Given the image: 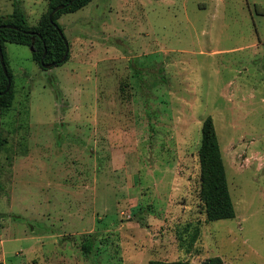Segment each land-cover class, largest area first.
I'll return each mask as SVG.
<instances>
[{
	"label": "rangeland",
	"instance_id": "1",
	"mask_svg": "<svg viewBox=\"0 0 264 264\" xmlns=\"http://www.w3.org/2000/svg\"><path fill=\"white\" fill-rule=\"evenodd\" d=\"M48 2L0 17L18 4L33 26ZM57 23L68 59L50 69L3 45L0 264H264V0H90ZM208 116L235 211L213 221Z\"/></svg>",
	"mask_w": 264,
	"mask_h": 264
},
{
	"label": "trees",
	"instance_id": "2",
	"mask_svg": "<svg viewBox=\"0 0 264 264\" xmlns=\"http://www.w3.org/2000/svg\"><path fill=\"white\" fill-rule=\"evenodd\" d=\"M90 0H49L46 12H44L36 25L30 26L27 22L25 12L18 4H14L13 11L6 17H0V46L3 52V61L5 63L8 76L11 81V74L6 64V55L4 43H19L28 45L32 51V60L41 68L43 64L58 63L66 49V44L60 36L58 30H61L57 19L62 13L74 12L84 7ZM59 5H65L52 16L50 21L48 15L51 10ZM11 25L13 27H6ZM44 54V56H43ZM68 59V55L66 60ZM65 60V61H66ZM64 61V62H65ZM7 78L3 72L0 62V151L5 139L2 135L1 116L8 110L13 101V85L5 93H2L7 85ZM198 162L200 168V190L199 198L207 221L232 218L235 215L234 206L229 193L223 157L217 139L211 117H206L201 126V138L197 150ZM196 232L192 237L194 241ZM91 241H86L83 248L89 252ZM148 264H191L184 260H160L152 259ZM202 264H224L218 256L207 258Z\"/></svg>",
	"mask_w": 264,
	"mask_h": 264
},
{
	"label": "water",
	"instance_id": "3",
	"mask_svg": "<svg viewBox=\"0 0 264 264\" xmlns=\"http://www.w3.org/2000/svg\"><path fill=\"white\" fill-rule=\"evenodd\" d=\"M72 1H73V0H69L68 4H70ZM64 6H65V5H59V6L55 7V8H53V9L51 10V12L49 13V15H48L50 21H51V22L54 24V26H56V27H57V25L52 21V16H53V14L56 13L58 10L64 8ZM5 26H6V27H13V26H11V25H5ZM0 27H1V26H0ZM58 32H59L60 36H62V38H63V40H64V42H65V44H66V49H65V51H64V54H63V56L60 58V60L58 61V63H61V62H64V61L66 60L67 55H68V50H69V49H68V44H67L66 40L64 39L61 30H58ZM43 56H44V54H43ZM0 62H1V66H2V68H3V72H4V74L6 75V78H7V80H8L5 90L2 92V93H5L6 91H8V89H9V87H10V85H11V81H10V78H9V76H8V73H7V69H6L5 63H4V61H3V52H2L1 46H0ZM55 65H56V62H51V63L43 64V67H44L45 69H50L51 67H53V66H55Z\"/></svg>",
	"mask_w": 264,
	"mask_h": 264
}]
</instances>
